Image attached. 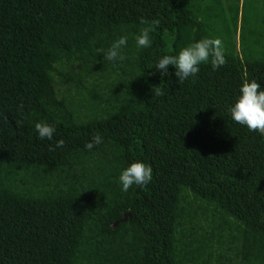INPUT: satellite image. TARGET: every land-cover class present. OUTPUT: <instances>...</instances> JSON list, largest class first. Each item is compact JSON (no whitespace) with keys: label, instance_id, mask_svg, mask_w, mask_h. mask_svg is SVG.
Listing matches in <instances>:
<instances>
[{"label":"trees","instance_id":"obj_1","mask_svg":"<svg viewBox=\"0 0 264 264\" xmlns=\"http://www.w3.org/2000/svg\"><path fill=\"white\" fill-rule=\"evenodd\" d=\"M239 2L0 0V264H264V135L227 112L242 81L264 88V0ZM217 36L215 71L153 66ZM134 161L152 179L122 192Z\"/></svg>","mask_w":264,"mask_h":264},{"label":"clouds","instance_id":"obj_2","mask_svg":"<svg viewBox=\"0 0 264 264\" xmlns=\"http://www.w3.org/2000/svg\"><path fill=\"white\" fill-rule=\"evenodd\" d=\"M139 23L145 25L147 22L141 18ZM156 23L158 22L153 21L152 25L141 27L138 34L134 35L133 39L138 49L150 47L152 41L149 33ZM126 41V36L121 35L107 49L98 48L96 51L102 53V58L106 61H123L124 56L121 49L126 45ZM202 64L210 65L213 71L225 64V50L219 36L201 37L198 40H193L175 54L159 56L153 66L161 75L166 76L168 75L167 68L171 65L174 69L172 74L176 77L177 83H180L189 77L195 78ZM160 94L157 89L156 95ZM227 112L232 121L245 126L249 131L264 135V88H261L255 79L242 81L235 99L227 108ZM33 130L39 139L51 141L56 129L54 124L35 122ZM101 143V135L94 132L85 142L84 148L91 150L95 145ZM62 146L63 141L57 140L55 147ZM151 179V166L141 161L130 162L120 170L117 177L122 192L128 191L133 185L143 188Z\"/></svg>","mask_w":264,"mask_h":264},{"label":"rangeland","instance_id":"obj_3","mask_svg":"<svg viewBox=\"0 0 264 264\" xmlns=\"http://www.w3.org/2000/svg\"><path fill=\"white\" fill-rule=\"evenodd\" d=\"M250 1V0H249ZM242 5V0H240V2H239V6H241Z\"/></svg>","mask_w":264,"mask_h":264},{"label":"water","instance_id":"obj_4","mask_svg":"<svg viewBox=\"0 0 264 264\" xmlns=\"http://www.w3.org/2000/svg\"><path fill=\"white\" fill-rule=\"evenodd\" d=\"M126 219V216L123 217L122 221H124Z\"/></svg>","mask_w":264,"mask_h":264}]
</instances>
